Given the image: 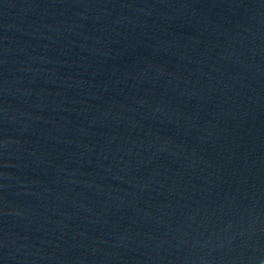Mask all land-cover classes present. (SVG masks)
<instances>
[{
    "label": "water",
    "instance_id": "95a60500",
    "mask_svg": "<svg viewBox=\"0 0 264 264\" xmlns=\"http://www.w3.org/2000/svg\"><path fill=\"white\" fill-rule=\"evenodd\" d=\"M0 264H264V0H0Z\"/></svg>",
    "mask_w": 264,
    "mask_h": 264
}]
</instances>
